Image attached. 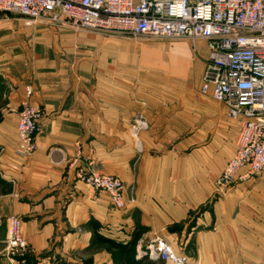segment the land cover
<instances>
[{
    "label": "crops",
    "instance_id": "crops-1",
    "mask_svg": "<svg viewBox=\"0 0 264 264\" xmlns=\"http://www.w3.org/2000/svg\"><path fill=\"white\" fill-rule=\"evenodd\" d=\"M207 57L203 39L195 48L0 14V241L17 215L30 264H171L137 255L156 238L188 264H264V171L216 184L240 124L200 91ZM28 87L44 117L36 150L21 156ZM82 167L121 178L125 208L80 180ZM98 235L137 240L119 254ZM0 264L18 262L0 252Z\"/></svg>",
    "mask_w": 264,
    "mask_h": 264
},
{
    "label": "built area",
    "instance_id": "built-area-1",
    "mask_svg": "<svg viewBox=\"0 0 264 264\" xmlns=\"http://www.w3.org/2000/svg\"><path fill=\"white\" fill-rule=\"evenodd\" d=\"M23 17L27 24L44 20L106 35L130 38H190L207 42L208 57L200 81V91L223 103L228 115L239 120L236 152L217 177L216 184L230 187L237 180L261 175L264 171V0H0V13ZM19 111L18 134L26 156L37 148V134L43 109L30 97ZM139 127L146 126L142 117ZM78 177L97 191L108 193L112 204L125 208V186L121 178L82 167ZM22 219L9 217L7 251L26 264L31 251L22 233ZM138 255L171 264H188L187 254L177 252L162 238L145 243ZM43 264H58L56 257Z\"/></svg>",
    "mask_w": 264,
    "mask_h": 264
},
{
    "label": "trees",
    "instance_id": "trees-1",
    "mask_svg": "<svg viewBox=\"0 0 264 264\" xmlns=\"http://www.w3.org/2000/svg\"><path fill=\"white\" fill-rule=\"evenodd\" d=\"M0 185L2 186V191L5 192L7 190H9V186H8V183H6L5 181H3L2 179H0ZM98 237L101 238V240L105 241V242H108L110 243L111 245H113L115 248H119V254H122L124 253V251H128V247L130 245L132 246H135L136 245V238H132L131 241L126 245V244H121L120 242L118 243L117 241L111 239V238H107V237H103V236H99ZM31 254H32V251H29L27 254H26V264H30V260H31ZM116 251L113 253L114 257L116 258L118 255H119ZM136 254V253H135ZM17 259L19 260L20 257H17Z\"/></svg>",
    "mask_w": 264,
    "mask_h": 264
},
{
    "label": "rangeland",
    "instance_id": "rangeland-1",
    "mask_svg": "<svg viewBox=\"0 0 264 264\" xmlns=\"http://www.w3.org/2000/svg\"><path fill=\"white\" fill-rule=\"evenodd\" d=\"M1 15L2 14H6V15H10V16H18V15H15V14H12V13H5V12H1L0 13ZM21 17V16H20ZM124 37V36H123ZM135 39V38H134ZM190 40L191 42H192V40L190 39V38H178V39H153V38H138V39H136V40H139V41H167V42H173V41H177V40ZM193 43V42H192ZM191 84H192V80H191ZM208 97V96H207ZM209 98V97H208ZM125 198H126V196H125ZM8 224H9V220H8ZM7 231H8V226H7ZM7 235H8V233H7ZM7 235H6V238H5V240H4V242H1L0 241V252H1V254L3 255V254H5L6 253V255L7 254H9L8 253V251H7V243H6V240H7ZM137 255H138V252H137ZM139 256V255H138ZM18 257H19V255H18ZM141 257H146L147 259H149L150 257H148V256H144V255H141ZM156 261H165V260H161V259H155ZM58 262V261H57Z\"/></svg>",
    "mask_w": 264,
    "mask_h": 264
}]
</instances>
